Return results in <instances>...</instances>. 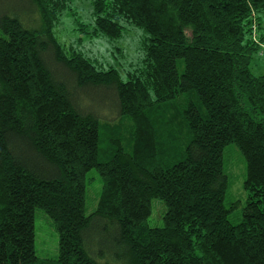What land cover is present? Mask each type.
I'll list each match as a JSON object with an SVG mask.
<instances>
[{
  "label": "trees",
  "instance_id": "1",
  "mask_svg": "<svg viewBox=\"0 0 264 264\" xmlns=\"http://www.w3.org/2000/svg\"><path fill=\"white\" fill-rule=\"evenodd\" d=\"M73 2L0 0V264H264V73L251 67L264 0H91L90 36L144 31L123 73L58 39ZM230 144L242 206L227 203ZM154 198L162 226L148 223ZM38 208L56 258L36 251Z\"/></svg>",
  "mask_w": 264,
  "mask_h": 264
},
{
  "label": "rangeland",
  "instance_id": "2",
  "mask_svg": "<svg viewBox=\"0 0 264 264\" xmlns=\"http://www.w3.org/2000/svg\"><path fill=\"white\" fill-rule=\"evenodd\" d=\"M90 28L93 24L91 0H74L72 8L66 11L55 27L58 39L74 46L75 49L93 59L100 67L114 65L125 72L139 61L142 54L141 43L144 31L141 27L130 24L124 29L121 37L111 40L104 36H90L82 29ZM252 71L255 74L264 73V46L261 52L255 56L252 63ZM105 121V120H103ZM124 123L129 124L128 119ZM126 132L129 133V126ZM225 172L229 177V188L227 203L240 200L241 206L245 204L247 191L244 188L246 177V161L238 147L230 144L225 150ZM103 182L101 175L96 168L91 169L87 174V197L86 213L94 211L101 196ZM241 206L233 211L232 217H240ZM165 203L158 198L152 199V212L148 217L151 226H162L164 224ZM35 246L38 255L42 258H56L59 252V234L53 220L47 213L38 208L35 219Z\"/></svg>",
  "mask_w": 264,
  "mask_h": 264
}]
</instances>
